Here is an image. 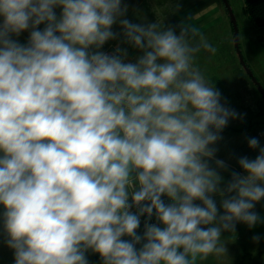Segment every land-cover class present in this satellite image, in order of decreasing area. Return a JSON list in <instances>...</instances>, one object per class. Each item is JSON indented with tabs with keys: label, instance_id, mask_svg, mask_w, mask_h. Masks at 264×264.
<instances>
[{
	"label": "clouds",
	"instance_id": "clouds-1",
	"mask_svg": "<svg viewBox=\"0 0 264 264\" xmlns=\"http://www.w3.org/2000/svg\"><path fill=\"white\" fill-rule=\"evenodd\" d=\"M126 12L121 0H0V205L14 264H88V250L103 264H198L226 253L236 222L260 221L258 138L247 140L258 155L238 159L246 175L220 187L227 165L212 146L243 116L194 65L215 48L191 23L177 34ZM117 21L143 52L135 63L90 51ZM29 29L26 45L11 38Z\"/></svg>",
	"mask_w": 264,
	"mask_h": 264
},
{
	"label": "rangeland",
	"instance_id": "rangeland-1",
	"mask_svg": "<svg viewBox=\"0 0 264 264\" xmlns=\"http://www.w3.org/2000/svg\"><path fill=\"white\" fill-rule=\"evenodd\" d=\"M229 2L239 25L240 47L244 59L264 87V28H260L250 19L245 8V0H229ZM149 3L151 7L146 6L147 10L144 11L143 15L136 16L137 24L147 25L158 21L164 29L172 27L179 34L182 20L189 18V22L198 27L207 42L215 48V52L201 49L200 52L196 53L194 65L201 70L210 85L220 90L222 93L221 102L243 116L242 119H230L228 125L220 133V136H223L222 143L217 147V143L212 146L217 149L216 154H229L232 159V154H236L239 149L236 140L237 132L246 131L249 127L252 128L249 131L256 130L255 128L259 124L264 123V98L258 86L240 62L235 47L234 28L224 1L174 0L172 2L169 0L161 3L157 1ZM121 4L123 7L127 6L128 3L121 2ZM128 11L127 6V16L124 15L122 19H128L130 22L133 20V23H136L134 21L136 17L130 18ZM2 21L3 17H0V23ZM122 29L119 21H117L111 30L117 35V38L119 36V43L117 38L111 39V41L117 40L115 43L119 45L106 47L100 52L113 50L117 54L116 49L119 48L118 46L122 41L126 40L124 32H121ZM11 38L22 45H26L28 42V39L21 34L19 36L12 35ZM122 48L126 49L125 45ZM90 51L99 50L90 49ZM128 51L136 59H138L137 54L142 53L141 55H143V52L136 49L132 44ZM125 62L130 61L125 60ZM261 132L259 131V134L256 135L261 136ZM234 140L235 144L233 143ZM214 166H216L215 162ZM217 171L220 174L224 173V176H228L225 179H229V181L220 184V187L225 189L231 181V171L227 169H217ZM234 172L240 173L237 170ZM0 208H2L0 210V264H14V251L8 247L6 242L8 237L3 229L2 213L4 208L2 205H0ZM88 252L92 253L91 250L86 251V258Z\"/></svg>",
	"mask_w": 264,
	"mask_h": 264
},
{
	"label": "crops",
	"instance_id": "crops-1",
	"mask_svg": "<svg viewBox=\"0 0 264 264\" xmlns=\"http://www.w3.org/2000/svg\"><path fill=\"white\" fill-rule=\"evenodd\" d=\"M154 1L161 3L162 1H169V0H121V2L128 3L127 4L129 8L128 16L130 18L132 17L135 18L136 16L143 15L144 11L147 10L146 6L149 5L148 7H151V4L149 2H154ZM171 1L173 2L174 0H171ZM54 11L57 17L59 18L62 12V9L57 7L54 9ZM125 16H127V12ZM136 19L137 17L134 19V21L138 23ZM189 20H190L189 18L186 20H182V23H190ZM131 22L133 23V20H131ZM45 26H46L45 24H41L38 26V28L39 30H43ZM30 31L31 29L24 31L21 33V35L22 36L24 35V37L29 40ZM121 32H124V30L122 29ZM116 38H117V35H116ZM117 39L119 43V36ZM113 41L114 40L111 41L110 39L100 49H95V48H92V49L100 51L109 46L116 47L118 43H115V42L117 40L114 42ZM123 45H125V48L127 50L122 48ZM130 46L131 44L126 42L125 40L124 42L122 41V43L118 47L121 48L123 51H126L127 55L125 57V60H129L130 62L135 63L137 60L136 57L128 51L130 49ZM141 54L142 53L137 54V56L139 57ZM250 129L252 128L249 127V129L246 131L244 130V131L237 132L236 140L239 144V149L236 154L235 153L232 154V159L229 154L227 155L226 154H221V155L215 154V159L223 160L226 163L227 165L226 169L231 171L230 174H232V172L237 170L240 172V175L242 176L246 175V173H244L243 170L240 168L238 164V159L243 156H247L249 159H254L256 155H258L259 149L249 148L248 143H247L248 138L250 137L258 138L260 142V146L264 147V123L259 124L257 128H255L256 130L249 131ZM259 131H262L261 136L256 135V134H259ZM245 132L248 134L244 135L246 134ZM221 137L223 139V136ZM222 139H220L217 142L216 147L220 143H222ZM233 143L235 144V140L233 141ZM229 157L230 159H228ZM213 161H210V166L215 168L216 167L214 166L215 161L214 162ZM220 175L223 177V180L221 183H223L224 181H229V179H225V178H228L227 175L224 176V173ZM221 189H224V187ZM234 194L235 193H232L230 195H234ZM213 198L216 200L217 207L220 208V212L222 214L223 209L220 207V196L216 194L213 196ZM196 203H199V201H197ZM1 209L2 208H0V210ZM253 211H255L260 217V221L254 227L250 228L248 225H246L243 222H236L234 231L222 232L220 244L225 246L227 250L226 253L221 254V255H215V254L209 255L206 259L198 261V264H264V199L256 203ZM253 237H259V240L254 241ZM87 261H88V264H103V261L101 257L99 256V254L94 253V252L92 253L88 252Z\"/></svg>",
	"mask_w": 264,
	"mask_h": 264
},
{
	"label": "water",
	"instance_id": "water-1",
	"mask_svg": "<svg viewBox=\"0 0 264 264\" xmlns=\"http://www.w3.org/2000/svg\"><path fill=\"white\" fill-rule=\"evenodd\" d=\"M225 3L226 8L228 9L229 15L231 17V21H232V25L234 28V36H235V47L236 50L238 52V55L240 57V62L243 65V67L246 69V71L248 72V74L251 76L252 80L255 82V84L258 86L261 94L263 95L264 98V87L263 85L260 83V81L258 80V78L255 76L254 72L252 71V69L248 66L246 60L244 59L241 47H240V37H239V25L237 22V18L236 15L231 7V4L229 2V0H223Z\"/></svg>",
	"mask_w": 264,
	"mask_h": 264
},
{
	"label": "trees",
	"instance_id": "trees-1",
	"mask_svg": "<svg viewBox=\"0 0 264 264\" xmlns=\"http://www.w3.org/2000/svg\"><path fill=\"white\" fill-rule=\"evenodd\" d=\"M245 8L250 19L264 28V0H245Z\"/></svg>",
	"mask_w": 264,
	"mask_h": 264
},
{
	"label": "built area",
	"instance_id": "built-area-1",
	"mask_svg": "<svg viewBox=\"0 0 264 264\" xmlns=\"http://www.w3.org/2000/svg\"><path fill=\"white\" fill-rule=\"evenodd\" d=\"M104 53H106V54H108V55H115V54H116L115 51H113V50H107V51H105ZM162 199H164L166 203H170V201L168 200L167 197H162ZM131 211L136 212V208L133 207V208L131 209ZM145 222H148V223H158V222L156 221L154 215L152 216L151 219H148L147 216H142V217H141L140 227H139L138 230H137L138 235L143 236V233H144V224H145ZM122 239H126V240H127V239H130V238H128V237H123ZM145 242H146V241H143V240H142V241L140 242V244H137V245H136V248L139 250V248H141L142 245H143V243H145Z\"/></svg>",
	"mask_w": 264,
	"mask_h": 264
}]
</instances>
